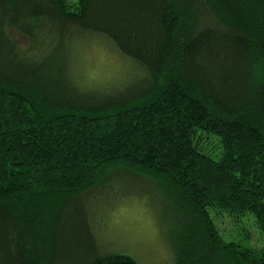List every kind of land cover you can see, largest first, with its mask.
Returning <instances> with one entry per match:
<instances>
[{
	"label": "trees",
	"instance_id": "trees-1",
	"mask_svg": "<svg viewBox=\"0 0 264 264\" xmlns=\"http://www.w3.org/2000/svg\"><path fill=\"white\" fill-rule=\"evenodd\" d=\"M152 197L165 264H264V0H0V264H140L103 233Z\"/></svg>",
	"mask_w": 264,
	"mask_h": 264
},
{
	"label": "rangeland",
	"instance_id": "rangeland-1",
	"mask_svg": "<svg viewBox=\"0 0 264 264\" xmlns=\"http://www.w3.org/2000/svg\"><path fill=\"white\" fill-rule=\"evenodd\" d=\"M101 40L94 38L88 41V46L84 44L77 54L76 76L78 80L88 85L98 84L97 81L105 83L107 81L103 80H109L110 77L117 78L122 71L121 58ZM162 204L160 197L157 199L152 197L146 206L145 203L142 205L135 200L122 203L118 206V215L110 216L109 223L112 230H106L103 233L104 237L108 241L115 240L116 246L131 249L133 257L140 264H165L166 257L168 260L174 257L175 244L172 221L164 219L166 210ZM221 220L219 228L231 231L232 221L229 217L222 215Z\"/></svg>",
	"mask_w": 264,
	"mask_h": 264
}]
</instances>
